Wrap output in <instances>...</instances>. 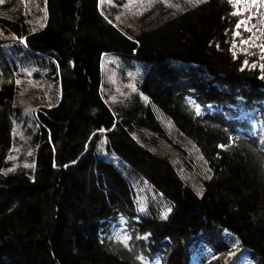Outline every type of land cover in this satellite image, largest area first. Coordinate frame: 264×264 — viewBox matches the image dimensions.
<instances>
[{
    "label": "trees",
    "instance_id": "obj_1",
    "mask_svg": "<svg viewBox=\"0 0 264 264\" xmlns=\"http://www.w3.org/2000/svg\"><path fill=\"white\" fill-rule=\"evenodd\" d=\"M30 1L45 11L34 30L24 0L0 8L17 48L0 47V264H236L234 248L264 264V76L229 51L232 1L162 13L133 37L98 0ZM106 54L136 72L114 111L101 94ZM15 55L58 92L24 132L31 161L10 169L24 121ZM164 141L188 170L183 143L194 147L199 189Z\"/></svg>",
    "mask_w": 264,
    "mask_h": 264
},
{
    "label": "rangeland",
    "instance_id": "obj_2",
    "mask_svg": "<svg viewBox=\"0 0 264 264\" xmlns=\"http://www.w3.org/2000/svg\"><path fill=\"white\" fill-rule=\"evenodd\" d=\"M24 1L23 12L29 28L32 30L39 28L45 20V11L37 3L30 0ZM201 1L203 0H98V3L108 22L123 33L133 37L141 28L155 24V19L160 17V14H175ZM231 1L237 22L229 36V51L234 58L239 59L242 67L257 69L264 76V0ZM3 3L4 0L0 3V8ZM0 39L5 40H0V47L6 55H10L17 49L12 35L4 34L0 30ZM19 55L23 57L24 53ZM14 60L19 69L16 77L18 93L15 101L23 111L24 121L18 123L14 129V144L9 155L12 163L10 169L20 164L27 165L29 163L28 157L31 150L27 148L28 139L24 132L26 128L30 127V121L37 112L44 106L50 105L58 92L56 87L32 77L30 70L34 66L26 56L21 58L15 55ZM100 66L102 72L101 94L107 105L114 111L118 104L127 100L135 92L134 78L136 72L129 70L120 72L117 59L112 54L103 55ZM160 120L168 128L172 141L178 139L173 134L169 121L162 116ZM172 144L164 141L161 145V151L174 157L175 162L179 163V167H177L179 174L189 180L196 189H199L198 182L195 181L198 174L196 169L200 161L199 154L196 153L194 147L186 142L183 143L184 149L187 150V158L191 159L194 168L197 166L195 169L188 170L180 159L178 151L173 149ZM111 157L116 163H119L115 157L108 156V158ZM230 244L235 246L233 240H230ZM229 254L234 256L236 264H248L247 256L242 251L239 252L238 249L234 248Z\"/></svg>",
    "mask_w": 264,
    "mask_h": 264
},
{
    "label": "snow or ice",
    "instance_id": "obj_3",
    "mask_svg": "<svg viewBox=\"0 0 264 264\" xmlns=\"http://www.w3.org/2000/svg\"><path fill=\"white\" fill-rule=\"evenodd\" d=\"M3 2V0H0V3H2ZM238 27H239V25H238Z\"/></svg>",
    "mask_w": 264,
    "mask_h": 264
}]
</instances>
